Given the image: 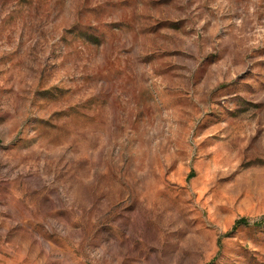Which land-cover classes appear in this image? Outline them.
I'll use <instances>...</instances> for the list:
<instances>
[{
  "label": "rangeland",
  "instance_id": "1",
  "mask_svg": "<svg viewBox=\"0 0 264 264\" xmlns=\"http://www.w3.org/2000/svg\"><path fill=\"white\" fill-rule=\"evenodd\" d=\"M0 264H264V0H0Z\"/></svg>",
  "mask_w": 264,
  "mask_h": 264
},
{
  "label": "trees",
  "instance_id": "2",
  "mask_svg": "<svg viewBox=\"0 0 264 264\" xmlns=\"http://www.w3.org/2000/svg\"><path fill=\"white\" fill-rule=\"evenodd\" d=\"M192 176V175H191ZM242 225H244V226H249L250 225V223H249V220L248 219H241L240 221H238L237 223H236V225H235V227H234V229H237L239 226H242Z\"/></svg>",
  "mask_w": 264,
  "mask_h": 264
}]
</instances>
